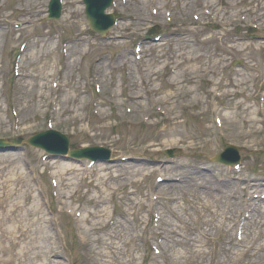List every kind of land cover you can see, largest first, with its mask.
<instances>
[{"label": "rangeland", "instance_id": "374dc122", "mask_svg": "<svg viewBox=\"0 0 264 264\" xmlns=\"http://www.w3.org/2000/svg\"><path fill=\"white\" fill-rule=\"evenodd\" d=\"M64 2V19L55 22L45 20L49 0H0V139L26 140L49 130L51 123L70 138L71 146L107 148L115 160L90 166L88 160L51 159L28 146L0 153V216L14 203L25 202L21 216L42 207L32 237L42 247L44 262L50 247H57L62 264L152 263L153 248L160 249L161 239L157 243L151 237L172 223V236L179 243L167 236L157 264H247L259 231L257 216L246 228L242 247L231 249L230 243L238 241L232 216L227 215L230 194L216 203L197 186L183 193L169 184L159 186L156 179L166 152L175 150L167 163L172 176L167 181L175 186L183 185L188 166L209 175L215 185H236L235 191L239 184L234 178L239 176L263 182L264 115L257 113V105L264 90V0H190L189 5L183 0H117L120 7L111 11L124 32L113 28L104 37L89 30L82 0ZM213 7L223 12L225 21L218 24L202 15ZM155 8L159 16L152 14ZM20 24L23 28L15 27ZM63 41L69 43L68 59L61 54ZM139 46L145 52L141 61L135 58ZM17 56L21 70L14 76ZM216 63L218 75L197 73ZM172 67L178 68L169 74ZM55 68V81L62 86L52 89ZM216 90L224 96L217 97ZM162 99L171 104L163 107ZM181 101L186 108L179 107ZM215 110L221 112L223 128L214 124ZM251 118L254 127L243 122ZM228 144L240 150L239 176L231 167L212 162ZM128 163L140 165L138 176L124 172L120 179H108L110 168L111 177L116 176L113 167ZM50 175L58 181L57 189ZM246 194L242 187L241 201ZM259 208L264 211V203ZM237 211L234 219L242 208ZM157 213L163 216L161 230L154 228ZM113 218L119 222L110 229ZM221 219L228 220L230 234L219 231ZM19 226L25 228L16 221L2 227L11 232L2 242L4 248H9ZM200 229L208 234L202 237ZM194 238L200 240L195 247L189 242ZM109 243L119 251L118 262L111 259ZM27 245L32 251L25 241L13 253ZM260 262L264 264V253Z\"/></svg>", "mask_w": 264, "mask_h": 264}, {"label": "bare ground", "instance_id": "6f19581e", "mask_svg": "<svg viewBox=\"0 0 264 264\" xmlns=\"http://www.w3.org/2000/svg\"><path fill=\"white\" fill-rule=\"evenodd\" d=\"M185 3V5H189L190 0H183ZM214 11H215V7ZM258 21H261L262 18L258 17L257 19ZM262 27V25H260ZM124 31V29L122 30ZM178 57V56H177ZM180 57H183L182 55H180ZM123 59V58H122ZM124 61H129V58L124 56ZM128 59V60H127ZM217 67V63L214 64L213 66H211V64H209L207 67H205L203 70L201 69L199 72L201 74L204 75H216V71L215 68ZM175 68V67H174ZM178 68V67H176ZM176 68L174 69L176 71ZM237 82V81H236ZM242 82H244V80H240L239 84H242ZM181 85V84H179ZM219 84H217L216 86H218ZM234 85V84H233ZM181 87V86H180ZM182 94H179V96H181ZM224 94L221 96L223 97ZM226 96V95H225ZM176 98V97H172V100ZM162 105L166 106V108L171 104V102L169 101V99H162ZM187 104L184 105L183 101L180 102L179 107H186ZM248 111V109H247ZM258 111V110H257ZM171 112V111H170ZM169 113V112H168ZM246 122V121H245ZM256 120H254L253 118H251V120H248V125H250L251 127L253 126V123H255ZM224 125V124H223ZM132 165L134 167H132ZM70 166V165H69ZM163 166L165 168H163ZM163 166H159V168H163L165 170H162L161 172L164 173V176L170 180L172 178V176L168 177L169 174H171V172H169L168 170V166L163 165ZM138 167H140V165L136 164H132V163H128L125 165H121L119 167H113V169H115L114 173L118 174L116 176H112L111 177V173H112V169L110 168V172L108 173V179H120L123 177L122 174H125L124 172H127L130 175H134V176H138L141 172L140 169H138ZM70 168V167H68ZM68 170V169H66ZM4 171V169H2V172ZM126 174L125 176L127 177ZM183 174H185V179L183 182L182 186H175L173 183H169L168 186H171L172 188H176V190H179L180 192L185 193V191L190 192V189L192 187H199V189H204V192L201 190V192L203 193V195L208 196L210 198H212V200H215L213 202H222V200H224L225 196L230 194L229 197H232L233 200L230 202V214H231V221L233 223H236L234 220V213L237 214V210L239 209V207H244V206H248V204H245L243 201H241L240 197L238 196V192L240 191V187H237V190L235 191L234 188L236 185H233L232 183H225L224 185L218 186L212 183V179L210 178L209 175H204V173L199 172L194 170L192 167L188 166V168H184L183 169ZM101 179H103L101 177ZM246 182V181H245ZM106 186V185H105ZM250 188L247 190L248 192H250V190H252V188H256L259 190L264 191V182L262 181H258L257 183H251L250 182ZM166 188V187H165ZM238 191V192H237ZM214 192L217 195H214ZM182 193V194H183ZM25 202H23V204H19V203H14L13 205H11L10 210L5 213V215H3L2 217L0 216V264H10L13 262H16L15 264H62L60 261H58V257H59V253L57 252V247H50L49 251L47 253H45V262L42 261V255L40 254V250H42L41 246H37L35 245L36 241L35 239L32 237V235L34 234V230L32 229L34 227V225L39 222L41 220V218L39 217V213L38 212H42V207L39 209H36L34 211L27 209L25 215L21 216L19 213L21 211V209L25 208ZM250 207L247 211H253V215L251 217V220L249 221L248 224H250L254 218L257 216L258 217V227L257 229H259V231L257 232L256 236H255V243L251 244L250 249L248 251L249 253V261L247 264H261L260 260H261V256L264 253V211H261L260 208L255 209V207L253 208V204L252 202L249 203ZM192 206V205H191ZM194 207V206H192ZM98 215V214H97ZM95 215V217L97 216ZM19 218V219H18ZM230 218V217H229ZM18 222V223H22L25 225V228L22 227H18V229H16V233L17 236L15 238H13L12 240H10V246L9 248H4L2 246V242L4 240V238L7 236L8 233H11L9 231H4L2 229L3 226H5V224H10L11 222ZM119 221H116V223H118ZM227 219H221L220 220V226H219V231H224L227 234H230L232 232V228L229 226L227 227ZM231 222V223H232ZM96 224V223H95ZM174 224L169 223L168 225H166L167 227H169L170 231H169V235H171L170 239L171 242H176L179 243V241L175 240L174 237L172 236L175 232L173 230ZM115 226V224H114ZM248 226V225H247ZM245 227V232H246V228ZM201 236H205L208 233L207 232H203L201 231V229L199 230ZM245 236L248 238V234L245 233ZM120 237V236H119ZM117 237V239L119 238ZM173 238V239H172ZM28 241V244H32V251L28 249V245L26 248H22L19 250V253L17 252L16 254L13 253V249L15 248H20V245L22 242ZM166 242L168 243L169 241L166 240ZM189 242H191V244L193 245V247H195L197 244L200 243V240L197 238L194 239H189ZM236 247V245H233L232 248ZM107 248L108 250H110L111 252H113L114 257H112V261L113 262H118V259L116 257V250L118 251V249L114 246V243H109L107 244ZM31 252H34L31 256ZM119 252V251H118ZM17 256V258H16ZM121 264V263H119Z\"/></svg>", "mask_w": 264, "mask_h": 264}, {"label": "water", "instance_id": "95a60500", "mask_svg": "<svg viewBox=\"0 0 264 264\" xmlns=\"http://www.w3.org/2000/svg\"><path fill=\"white\" fill-rule=\"evenodd\" d=\"M53 4H57L58 5V0H53ZM111 4V0H100L98 7L95 8H90L89 11H87V16H88V21L91 25V27L95 30V31H99L101 33H104V30H106L109 26L108 25H102L100 24V19L106 18L109 20L110 24L112 23V17L110 16H106L104 15V10L106 7H108ZM59 9V7L57 8ZM52 11H56L55 9H53ZM58 13V12H56ZM55 16V13L53 14ZM61 140V147L62 149H66L68 146V141L65 137L57 135ZM47 136H40L37 137V139L35 140H31L30 143L40 147V148H48V141H50L49 138H46ZM6 146H3L2 141L0 142V149H4ZM229 153H234L233 151H228ZM218 160H220V158H218Z\"/></svg>", "mask_w": 264, "mask_h": 264}]
</instances>
